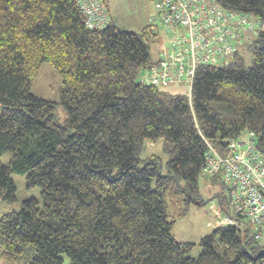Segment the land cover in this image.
I'll list each match as a JSON object with an SVG mask.
<instances>
[{"label": "trees", "instance_id": "trees-1", "mask_svg": "<svg viewBox=\"0 0 264 264\" xmlns=\"http://www.w3.org/2000/svg\"><path fill=\"white\" fill-rule=\"evenodd\" d=\"M216 2L263 29L246 46L250 66L239 51L224 68L198 67L188 97L139 84L156 62L149 25L122 30L109 15L104 29H88L74 0H0V157L11 153L0 162V206L16 202L12 174L40 189V200L0 214V261L264 264V238L254 240L240 218L202 238L198 258L189 256L194 244L172 234L190 206L205 204L207 144L226 154L230 141L252 133L264 153V0ZM42 63L62 78L64 124L52 102L30 92ZM159 141L165 174L154 156L140 159L146 143ZM206 176L222 185L209 200L230 214L220 176Z\"/></svg>", "mask_w": 264, "mask_h": 264}, {"label": "built area", "instance_id": "built-area-1", "mask_svg": "<svg viewBox=\"0 0 264 264\" xmlns=\"http://www.w3.org/2000/svg\"><path fill=\"white\" fill-rule=\"evenodd\" d=\"M85 26L101 30L109 23V13L102 0H74ZM152 30L162 28L169 37L154 65L144 68L138 82L144 86L188 89L198 67L221 69L237 52L251 44L263 26L248 16L225 10L216 0H150ZM204 173L219 175L226 188L230 214L216 215V226H235L240 218L251 229L254 240L264 238V153L256 148L252 133L228 143V153L221 154L207 144Z\"/></svg>", "mask_w": 264, "mask_h": 264}, {"label": "rangeland", "instance_id": "rangeland-1", "mask_svg": "<svg viewBox=\"0 0 264 264\" xmlns=\"http://www.w3.org/2000/svg\"><path fill=\"white\" fill-rule=\"evenodd\" d=\"M113 23L122 30L139 33L142 29L146 28L149 17L153 16L154 11L150 0H103ZM248 20L254 24L252 17L248 16ZM155 37L148 38L149 52L153 60H156L162 50L166 48V40L169 38L162 28L154 31ZM256 36H253L255 39ZM245 65L250 66L251 55L245 47L242 51ZM62 85L61 76L53 69L50 63H42L36 77L33 79L30 92L31 94L42 100L50 101L55 107V117L59 124H64L68 118L67 111L60 104V89ZM161 90L170 94L188 95V89L183 86H170L162 88ZM1 113V109H0ZM246 137V133H242L238 138L242 140ZM150 156H154L161 168V173L165 174L166 156L162 151V142L157 144H145L143 151L140 154V159L144 160ZM11 158V153L6 152L0 157V162L7 165ZM11 180L16 189V202L9 205L4 202L0 206V214L9 210H18L20 203L24 200L35 198L40 200V189L32 188L26 189L24 176L20 174H12ZM199 186L201 195L205 204L201 207L190 206L185 216L176 220L172 229L173 237L178 242L192 243L194 247L190 250L189 256L198 258L202 252V248L198 245L200 240L212 233L214 226L217 224L216 215L219 206L216 199L209 200L210 196L216 192L221 191V182L217 181L216 184H210L209 177L201 174L199 177ZM210 224V225H209ZM31 246H26V255L22 258L21 262L26 263L32 254ZM0 264H4L0 261ZM63 264H68L65 258Z\"/></svg>", "mask_w": 264, "mask_h": 264}, {"label": "crops", "instance_id": "crops-1", "mask_svg": "<svg viewBox=\"0 0 264 264\" xmlns=\"http://www.w3.org/2000/svg\"><path fill=\"white\" fill-rule=\"evenodd\" d=\"M242 51V50H241ZM210 225V224H209ZM215 227V226H214Z\"/></svg>", "mask_w": 264, "mask_h": 264}]
</instances>
